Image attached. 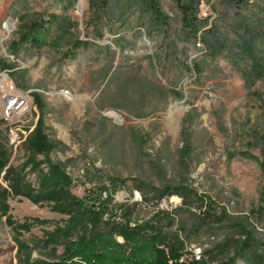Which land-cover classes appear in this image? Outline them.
Returning a JSON list of instances; mask_svg holds the SVG:
<instances>
[{"label": "rangeland", "instance_id": "374dc122", "mask_svg": "<svg viewBox=\"0 0 264 264\" xmlns=\"http://www.w3.org/2000/svg\"><path fill=\"white\" fill-rule=\"evenodd\" d=\"M189 1L203 26L196 39L183 28L177 0H160L169 16L164 29L154 25L145 0H0V31L7 23L12 25L0 42V58L15 64L14 75L0 71V143L11 151L10 163L23 162L24 141L40 116L31 93H41L46 132L65 146L50 156L67 163L74 176L72 192L83 196L97 183L118 176L125 182L115 200L124 202L135 194L134 179L155 184L174 179L180 169L176 151L182 144L183 118L196 111L198 159L190 162L187 177L236 219L250 220L256 237L264 241V0ZM36 12L58 15L51 40L41 50H23L16 57L9 45L17 37L22 16ZM76 40L90 43L69 57ZM193 59L207 63L202 76L187 70ZM110 63L122 78L175 85L185 97L153 98L150 93L142 100L130 89L117 93L103 77L102 69ZM61 89H69L72 99L62 97ZM10 93L26 95L23 111H6L5 96ZM113 103L121 105L115 108ZM112 111L121 120L112 117ZM133 131L144 136L142 151ZM243 152L253 158L242 157ZM154 162L165 165L163 176ZM29 177L35 181V174ZM9 203L19 219L47 221L25 233L29 240L43 239L44 229L53 230L63 217L47 203L26 197ZM181 204L175 195L163 199L161 207L171 210ZM149 214L150 208L144 206L141 215ZM178 217L187 219V213ZM216 232L211 238L204 233V243L194 242L189 250L195 253L223 238L221 229ZM17 249L5 217L0 218V264H18ZM236 264L248 263L239 259Z\"/></svg>", "mask_w": 264, "mask_h": 264}, {"label": "trees", "instance_id": "16d2710c", "mask_svg": "<svg viewBox=\"0 0 264 264\" xmlns=\"http://www.w3.org/2000/svg\"><path fill=\"white\" fill-rule=\"evenodd\" d=\"M177 1L183 15V28L196 39L203 26L195 15L192 1ZM145 4L154 25L164 29L169 16L162 10L160 0H145ZM58 20L53 12L23 15L21 28L9 45V52L17 57L23 50H41L50 42ZM97 34L102 35L99 30ZM89 43L76 40L67 56L76 57L77 49ZM207 66L206 62L193 59L186 68L202 76ZM113 68L110 63L102 72L106 84H114L117 93L130 89L139 93L142 100L150 93L153 98L173 96L181 100L185 97L175 85L165 87L156 81L122 78ZM13 69L14 63L0 58V71L14 75ZM21 87L28 89L25 85ZM31 95L40 116L24 141L23 162L10 163L11 151L0 143V218L5 217L12 230L18 248V264H236L239 259L248 264H264V241L256 237L253 223L236 219L210 195L195 189L186 175L190 162L198 159L193 129L198 116L196 111L183 118L182 144L176 151L180 169L174 179L162 180L159 184L134 179L133 188L140 193L141 200L134 199L132 193L129 199L119 202L115 194L125 180L118 176L97 183L83 196L72 192L74 176L67 170V163L54 161L50 156L54 150H63L65 146L61 147V143L46 132L43 95L37 92ZM113 105L117 108L121 103ZM132 135L142 151L144 136L139 131H133ZM241 156L253 158L248 152ZM164 166L155 162L153 165L161 176ZM32 173L35 181L29 177ZM175 195L182 199L181 205L171 210L161 207L163 199ZM15 197H26L36 204L47 203L63 217L53 230L44 229L43 239L29 240L25 233L47 221L37 217H15L9 203ZM144 206L150 208L148 216L141 215ZM181 212L187 213V219L178 217ZM216 229H221L223 238L211 241L203 250L200 248L199 255L189 250V245L200 242L204 233H209V238L214 237ZM59 247L63 248L61 252Z\"/></svg>", "mask_w": 264, "mask_h": 264}, {"label": "built area", "instance_id": "2783aa9c", "mask_svg": "<svg viewBox=\"0 0 264 264\" xmlns=\"http://www.w3.org/2000/svg\"><path fill=\"white\" fill-rule=\"evenodd\" d=\"M198 44L201 45V41H198ZM59 94L64 97L65 99L69 100L72 99V92L69 89H61ZM27 106V97L24 93H10L5 96V109L7 112L15 111L20 112L23 111ZM17 139L12 138V141L15 142ZM134 196L136 200L141 199V195L138 191H135ZM201 249L199 248L195 253L199 255ZM199 257V256H197Z\"/></svg>", "mask_w": 264, "mask_h": 264}, {"label": "bare ground", "instance_id": "6f19581e", "mask_svg": "<svg viewBox=\"0 0 264 264\" xmlns=\"http://www.w3.org/2000/svg\"><path fill=\"white\" fill-rule=\"evenodd\" d=\"M12 29V25L7 23L5 25V30L4 31H0V42L2 41V39L4 38L5 32H9ZM110 115L112 117H114L117 120H121V115L119 113H117L116 111H112L110 113Z\"/></svg>", "mask_w": 264, "mask_h": 264}]
</instances>
